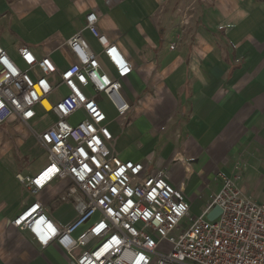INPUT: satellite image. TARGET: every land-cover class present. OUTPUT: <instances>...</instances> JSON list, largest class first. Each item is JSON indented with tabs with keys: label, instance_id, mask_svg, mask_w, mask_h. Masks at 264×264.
<instances>
[{
	"label": "crops",
	"instance_id": "0c3cea01",
	"mask_svg": "<svg viewBox=\"0 0 264 264\" xmlns=\"http://www.w3.org/2000/svg\"><path fill=\"white\" fill-rule=\"evenodd\" d=\"M89 11L96 12L99 30L132 65L121 89L135 104L134 115L125 128L110 126L118 154L153 168L164 161L171 171L183 166V177L171 179L192 200L190 213L198 204L195 215L220 188L219 173L232 174L236 162L237 186L263 201L264 0H0V21L9 19L16 48L26 44L37 56L49 54L59 67L74 60L62 42L83 28ZM81 32L99 52L96 39ZM16 48L14 55L8 52L13 57ZM99 101L112 119L107 99ZM44 114L51 113L39 111L40 118ZM81 117L77 112L70 120ZM18 124L23 123L14 118L0 124V264H75L55 243L41 248L10 223L35 199L62 225L75 216L71 203L57 199L65 182L53 181L33 194L18 180L23 170L4 152ZM126 143L135 145L134 152L126 150Z\"/></svg>",
	"mask_w": 264,
	"mask_h": 264
},
{
	"label": "built area",
	"instance_id": "2783aa9c",
	"mask_svg": "<svg viewBox=\"0 0 264 264\" xmlns=\"http://www.w3.org/2000/svg\"><path fill=\"white\" fill-rule=\"evenodd\" d=\"M81 30L96 39L99 52ZM81 30L62 42L74 55L64 67L49 54L37 56L26 44L17 46L13 57L0 43V124L14 118L28 126L47 155L35 175L18 174V180L33 194L53 181L65 182L57 199L75 210L62 225L35 199L10 223L26 230L41 248L55 243L75 264H264V200H254L237 186V162L232 174L219 173L220 188L186 223L192 200L171 179L170 162L153 168L118 154L112 119L99 100L103 96L110 101L119 126H124L130 104L121 95V79L132 72V65L99 30L96 12L86 13ZM39 111L55 117L42 130L33 125ZM77 112L82 117L71 121ZM51 168L56 171L45 176ZM216 205L220 212L208 219ZM100 225L104 227L98 233Z\"/></svg>",
	"mask_w": 264,
	"mask_h": 264
},
{
	"label": "rangeland",
	"instance_id": "374dc122",
	"mask_svg": "<svg viewBox=\"0 0 264 264\" xmlns=\"http://www.w3.org/2000/svg\"><path fill=\"white\" fill-rule=\"evenodd\" d=\"M5 2H11L12 0H4ZM2 10H6L5 8ZM0 39L3 41L4 45L8 47V52L11 55H14L16 43L14 41V38L10 34L9 31V19H3L0 21ZM104 68L110 73V67L107 64V62L103 59L102 61ZM121 92L124 96V98L127 100L126 96L123 93V89H121ZM107 112H109V115L112 116V121L110 123L111 127L118 128L120 118H116V112L113 107V105L110 103V101L104 102ZM130 104V103H129ZM135 104H130V111L127 115V119L124 122V126L120 127L125 128L127 124L130 123L132 119V115H134V108ZM53 116L51 114H44L39 120L35 121L34 125L37 130H42L46 127V124L52 121ZM173 121V119L171 120ZM16 134H11L10 136L13 137V141L8 145V147H4V152L6 150L7 153H9L13 158L16 159L18 168L20 169L21 174L27 175L32 174L40 169L41 166H43L46 162V153L34 139L33 134L30 128L24 124H18L13 127ZM170 135V132L167 131L163 137L168 138ZM125 148L129 152H134L135 145L132 143H126L124 144ZM1 156V155H0ZM3 160V158H2ZM184 169L183 166L180 164H177L173 170L170 172L171 178L175 180H179L184 175ZM29 194L27 195L24 193V199L30 200ZM198 204L195 205V209H193L192 213H189V216L186 220V223H188L192 218L195 216V212H197ZM62 208V209H61ZM65 206L60 207V210H63ZM63 214V213H62Z\"/></svg>",
	"mask_w": 264,
	"mask_h": 264
},
{
	"label": "snow or ice",
	"instance_id": "6c2138e0",
	"mask_svg": "<svg viewBox=\"0 0 264 264\" xmlns=\"http://www.w3.org/2000/svg\"><path fill=\"white\" fill-rule=\"evenodd\" d=\"M125 71H127V69H125ZM29 115H30V113H29ZM86 168H87V166H86ZM55 171H56L55 168H51V169L49 170L48 173H45V176H47L49 173H51V172H55ZM81 179H84V177L81 176ZM37 183L40 184V183H42V181H37ZM103 227H104V225H100V227L97 228L96 231L99 233L100 230H101ZM50 230H51V231H54L53 229H51V227H50ZM113 241H116V243H115L116 245H119V244H120V241H119L118 239H116V238H114ZM108 247H110V246H106V248L104 249V251H108ZM100 255H103V252H102ZM99 258H100V257L98 256V259H99ZM141 259H143V257H141Z\"/></svg>",
	"mask_w": 264,
	"mask_h": 264
},
{
	"label": "water",
	"instance_id": "95a60500",
	"mask_svg": "<svg viewBox=\"0 0 264 264\" xmlns=\"http://www.w3.org/2000/svg\"><path fill=\"white\" fill-rule=\"evenodd\" d=\"M220 212V208L216 205L214 208L207 214L208 219L214 218Z\"/></svg>",
	"mask_w": 264,
	"mask_h": 264
},
{
	"label": "clouds",
	"instance_id": "9594fccd",
	"mask_svg": "<svg viewBox=\"0 0 264 264\" xmlns=\"http://www.w3.org/2000/svg\"><path fill=\"white\" fill-rule=\"evenodd\" d=\"M5 63H7V62H5ZM42 239H46L47 237H41ZM113 243L115 244L116 243V241H113Z\"/></svg>",
	"mask_w": 264,
	"mask_h": 264
},
{
	"label": "bare ground",
	"instance_id": "6f19581e",
	"mask_svg": "<svg viewBox=\"0 0 264 264\" xmlns=\"http://www.w3.org/2000/svg\"><path fill=\"white\" fill-rule=\"evenodd\" d=\"M44 104H45V106H46V107H48V106H49V105H48V103H47L46 101H44Z\"/></svg>",
	"mask_w": 264,
	"mask_h": 264
}]
</instances>
